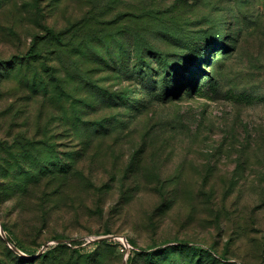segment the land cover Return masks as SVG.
<instances>
[{
  "label": "rangeland",
  "instance_id": "obj_1",
  "mask_svg": "<svg viewBox=\"0 0 264 264\" xmlns=\"http://www.w3.org/2000/svg\"><path fill=\"white\" fill-rule=\"evenodd\" d=\"M0 227V264H264V0H0Z\"/></svg>",
  "mask_w": 264,
  "mask_h": 264
},
{
  "label": "trees",
  "instance_id": "obj_2",
  "mask_svg": "<svg viewBox=\"0 0 264 264\" xmlns=\"http://www.w3.org/2000/svg\"><path fill=\"white\" fill-rule=\"evenodd\" d=\"M48 35L50 36V37H56L57 38V35L53 32V30H48ZM27 53H29L28 55L30 56V57H34L36 54H37V51H36V49H30L29 50V52H27ZM103 242H106L105 240L103 241ZM60 245V244H59ZM62 245V244H61ZM162 250H164V249H162ZM151 254H153V253H151Z\"/></svg>",
  "mask_w": 264,
  "mask_h": 264
},
{
  "label": "water",
  "instance_id": "obj_3",
  "mask_svg": "<svg viewBox=\"0 0 264 264\" xmlns=\"http://www.w3.org/2000/svg\"><path fill=\"white\" fill-rule=\"evenodd\" d=\"M0 231H1L2 235H3V237L6 238V236L3 234V230H2L1 227H0ZM107 237L114 238V237H119V235H117V234L101 235V236H98L96 239L100 240V239H104V238H107Z\"/></svg>",
  "mask_w": 264,
  "mask_h": 264
}]
</instances>
